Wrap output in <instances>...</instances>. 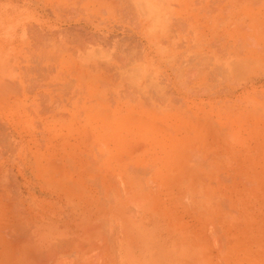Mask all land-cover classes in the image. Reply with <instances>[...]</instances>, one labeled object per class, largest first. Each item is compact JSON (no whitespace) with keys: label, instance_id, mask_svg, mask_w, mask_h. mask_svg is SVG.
<instances>
[{"label":"rangeland","instance_id":"obj_1","mask_svg":"<svg viewBox=\"0 0 264 264\" xmlns=\"http://www.w3.org/2000/svg\"><path fill=\"white\" fill-rule=\"evenodd\" d=\"M227 1L163 24L140 22L147 0H7L0 260L89 264L94 239L103 264L109 246L121 264H264V0Z\"/></svg>","mask_w":264,"mask_h":264},{"label":"crops","instance_id":"obj_2","mask_svg":"<svg viewBox=\"0 0 264 264\" xmlns=\"http://www.w3.org/2000/svg\"><path fill=\"white\" fill-rule=\"evenodd\" d=\"M241 6H247L245 4L246 0H239ZM131 2V1H130ZM219 2L222 6L227 7L229 6V3L227 0H147V2L144 4L142 2H131L130 6L132 9L136 10V13L139 15V17L146 18L143 21L144 23H172L174 22V18L176 16L184 17L185 23H191V24H202V23H209L212 22L211 18L216 17L218 15V6ZM207 18V19H206ZM95 238H98V236H95ZM45 243V242H44ZM57 247H65L70 248L71 251L74 247L79 248L80 247V241L75 243H61L56 242ZM105 242L103 246H105ZM91 252H88L90 255V258L92 259V256H94V259L89 261V264H103L105 262L106 256H105V247H100L98 240H92V245L89 247ZM96 249V254H94V251ZM107 252L109 254V259H113V264H121V256L119 257L115 256L116 246L112 247L109 246L106 248ZM103 251V252H102ZM80 252V251H79ZM105 258L103 259V262H99V258L102 256ZM73 252H70L66 250L65 252H62L61 255H65V257L68 259ZM113 254V257L110 256ZM59 257V254H57ZM118 258V259H116ZM79 263H85V262H79ZM58 264V263H57ZM65 264H70V262H65Z\"/></svg>","mask_w":264,"mask_h":264},{"label":"bare ground","instance_id":"obj_3","mask_svg":"<svg viewBox=\"0 0 264 264\" xmlns=\"http://www.w3.org/2000/svg\"><path fill=\"white\" fill-rule=\"evenodd\" d=\"M3 1L6 2V4H5L6 6H5V5H1V6H0V16H5V17H7V16L9 15V13H7V9H8L9 7H10V8H12V7L14 8L15 5H14V6H9V7H7V0H3ZM34 1H35V2H40V1H42V0H34ZM91 1H94V0H91ZM129 1H133V0H129ZM0 2H1V0H0ZM29 3H30V2H28V4H29ZM52 3H53V2H52ZM52 3H51V4H52ZM0 4H1V3H0ZM46 4H47V3H46ZM67 5H68V3H67ZM44 6H45V3H44ZM44 6H43V7H44ZM13 8H12V9H13ZM3 9H5V10H3ZM44 9H45V8H44ZM19 13H21V14H20V16H21V15H22V11L19 12ZM13 15H14V13H13ZM18 15H19V14H18ZM18 208H19V207H18ZM18 210H19V209H18ZM18 210H16V211L18 212ZM12 211H13V210H12ZM6 212H7V211H6ZM14 213H15V211H14ZM19 213H20V212H19ZM19 213H16V214L20 215ZM5 214H6V213H5ZM9 214H10V213H9ZM13 216H14V215H13ZM13 216H12V217H13ZM15 216H16V215H15ZM8 218H9V217H7V219H8ZM2 219H4V217H3ZM7 219H6V217H5L4 220H7ZM16 219H18V217H17ZM19 220H20V219H19ZM7 221H9V220H7ZM7 221H6V222H7ZM2 222H3L4 226H5L6 224H9V222H7V223H4L5 221H2ZM15 222H16V221H15ZM19 223H20V222H19ZM12 224H14V223H12ZM9 225H10V224H9ZM12 226L14 227V225H11V227H12ZM9 227H10V226H9ZM11 227H10V228H11ZM18 227H19V226H18ZM18 227L15 228V229L13 230L14 233H15V230L18 229ZM3 228H4V227H2V229H3ZM7 228H8V227H7ZM4 229H5V228H4ZM4 229H3V230H4ZM12 229H13V228H12ZM19 229H21V228H19ZM6 230H7V229H6ZM6 230H5V231H6ZM9 231H12V230L8 228V232H7V233H9ZM18 232H19V231H18ZM11 233H12V232H11ZM20 233H21V232H20ZM20 233H19V234H20ZM12 234H13V233H12ZM15 234H16V233H15ZM17 234H18V233H17ZM20 235H21V234H20ZM15 236H16V235H15ZM18 237H19V235H18ZM21 237H22V236H21ZM5 239H6V238H5ZM3 240H4V239H3ZM7 240H8V239H7ZM16 240H18V239H16ZM20 240H21V238H20ZM21 241H22V240H21ZM8 242H9V241H8ZM14 242H15V241H14ZM18 242H19V241H18ZM3 243H4V242H3ZM3 243H1V245H2ZM6 243H7V241H6ZM20 243H21V242H20ZM9 244H10V243H9ZM13 244L15 245V243H13ZM222 244H223V242H222ZM4 245H5V243L3 244V246H4ZM7 245H8V244L5 245V248H4V249H7V248H6ZM3 246H1V247H3ZM16 246H19L17 242H16ZM10 247H11V245H10ZM20 247H21V245H20ZM11 248H13V247H11ZM16 248H17V247H16ZM221 248H222V246H221ZM1 249H2V248H1ZM4 249H3V250H4ZM13 249H14V248H13ZM11 250H12V249H11ZM11 250H10V251H11ZM14 250H15V249H14ZM14 250H12V253H9L10 251H8V253L11 254V255H13V253H16V252H14ZM0 251H1V250H0ZM4 251H5V250H4ZM4 251H3V252H4ZM6 251H7V250H6ZM6 251H5V252H6ZM21 252H22V251H21ZM19 253H20V252H19ZM1 254H2V253H1ZM6 254H7V252H6ZM11 255H9V257H10ZM20 255H21V253H20ZM5 256H6V257H5ZM5 256H4V255L1 256V257H2V259H1L2 261L0 260V261H1V264H7V260L11 258V257H10V258H7V255H5ZM16 256H17V259H16V260L18 261V260L21 258V256H19V259H18V255H17V253H16ZM16 256L14 255V258H15ZM23 260H24V257H23ZM17 261H16V264L18 263ZM19 261H20V260H19ZM10 262H11V261H10ZM11 264H12V263H11ZM19 264H20V263H19Z\"/></svg>","mask_w":264,"mask_h":264}]
</instances>
